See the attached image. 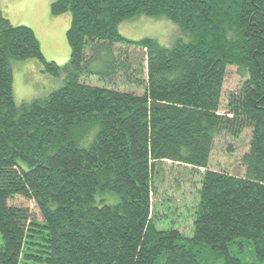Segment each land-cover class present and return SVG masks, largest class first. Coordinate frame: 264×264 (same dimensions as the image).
Listing matches in <instances>:
<instances>
[{
  "label": "trees",
  "instance_id": "1",
  "mask_svg": "<svg viewBox=\"0 0 264 264\" xmlns=\"http://www.w3.org/2000/svg\"><path fill=\"white\" fill-rule=\"evenodd\" d=\"M50 14L70 16L63 67L0 10V264H264V0H51ZM137 16L165 18L188 39L123 38L119 25ZM117 46L144 53L140 95L82 81L112 83L128 68ZM26 60L63 86L17 104L11 62ZM230 65L245 81L220 114ZM244 130V174L210 170L214 140ZM168 161L203 170L191 237L152 213Z\"/></svg>",
  "mask_w": 264,
  "mask_h": 264
},
{
  "label": "rangeland",
  "instance_id": "2",
  "mask_svg": "<svg viewBox=\"0 0 264 264\" xmlns=\"http://www.w3.org/2000/svg\"><path fill=\"white\" fill-rule=\"evenodd\" d=\"M47 1L49 13L44 14L40 9L22 6L24 2L17 0H0V10L11 25L26 26L33 31L47 63L52 62L58 67H63L69 61V46L66 40L68 23L66 22L70 16L69 14L52 16L50 14L51 0ZM37 6L40 4L37 3ZM65 17L67 20H63ZM50 18H56L57 22L51 25L48 21ZM118 30L120 35L127 40L152 39L160 46L167 48L177 39L184 41L188 39L187 35L179 31L176 24L165 18L153 19L137 16L130 21L121 23ZM118 47L114 48L118 63L121 65L124 60H127L128 68L123 65L119 66L112 83L94 76H84L82 81L91 86H103L140 95L143 87L139 82L146 78L144 53L138 49ZM140 62H142V69L133 72L134 76H128L129 68L136 69ZM102 66L96 62L95 70H104ZM11 70L13 94L17 104L46 98L52 92L60 89L64 83L63 75L56 77L44 72L42 65L36 60L12 61ZM105 70L107 71V69ZM244 81L245 78L241 76L235 66H227L222 86L220 114L225 113L229 95L237 93ZM249 141V130H244L235 139L227 135L217 137L213 142L208 168L242 176L244 169L240 160L249 148ZM200 172L175 162L168 161L161 164V174L153 181L154 191L151 195L152 213L158 217L161 229L173 228L188 237L192 236L193 214L199 202ZM9 204L27 209L31 216L40 220L38 210L32 202L15 197Z\"/></svg>",
  "mask_w": 264,
  "mask_h": 264
},
{
  "label": "crops",
  "instance_id": "3",
  "mask_svg": "<svg viewBox=\"0 0 264 264\" xmlns=\"http://www.w3.org/2000/svg\"><path fill=\"white\" fill-rule=\"evenodd\" d=\"M17 1H21L24 2V4L22 6H25L27 8H33V9H40V11L44 14V13H49V8L47 6L48 1H44V0H17ZM37 3L40 4V6H37ZM51 3V2H50ZM13 5V4H12ZM16 7H18L16 5ZM15 7V8H16ZM56 18H50V20L48 19L49 23H56L57 21L55 20ZM63 20H67L66 17ZM68 21V20H67ZM65 23V22H64ZM67 23V22H66ZM14 92V91H13Z\"/></svg>",
  "mask_w": 264,
  "mask_h": 264
}]
</instances>
